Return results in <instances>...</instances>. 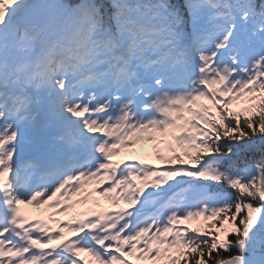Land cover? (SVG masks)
I'll return each instance as SVG.
<instances>
[{
    "label": "snow or ice",
    "instance_id": "obj_1",
    "mask_svg": "<svg viewBox=\"0 0 264 264\" xmlns=\"http://www.w3.org/2000/svg\"><path fill=\"white\" fill-rule=\"evenodd\" d=\"M0 264H264V0H0Z\"/></svg>",
    "mask_w": 264,
    "mask_h": 264
},
{
    "label": "rangeland",
    "instance_id": "obj_2",
    "mask_svg": "<svg viewBox=\"0 0 264 264\" xmlns=\"http://www.w3.org/2000/svg\"><path fill=\"white\" fill-rule=\"evenodd\" d=\"M136 148L139 151L140 145H137ZM128 152H129V150H127V149H121L120 150V154L121 155H127ZM113 158L116 159L117 157H113ZM94 195H95V193H94ZM102 203H104L106 207L109 206L107 204V202H104L103 200H102ZM22 207L24 208V210L26 212H29V213H32V214H37V215L44 214L45 218H47V213L48 212H54V209L46 208V206H44V205H40V206L26 205V206H22ZM77 207H78V209L83 210L85 206L84 205H78ZM56 218L60 219V220H66L68 217L66 215H64V214H58L56 216Z\"/></svg>",
    "mask_w": 264,
    "mask_h": 264
},
{
    "label": "trees",
    "instance_id": "obj_3",
    "mask_svg": "<svg viewBox=\"0 0 264 264\" xmlns=\"http://www.w3.org/2000/svg\"><path fill=\"white\" fill-rule=\"evenodd\" d=\"M257 158H259L258 156H257ZM194 226H196V225H194ZM202 226V225H201Z\"/></svg>",
    "mask_w": 264,
    "mask_h": 264
}]
</instances>
